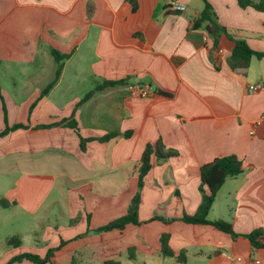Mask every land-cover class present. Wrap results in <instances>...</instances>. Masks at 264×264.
Returning <instances> with one entry per match:
<instances>
[{
  "label": "crops",
  "instance_id": "obj_1",
  "mask_svg": "<svg viewBox=\"0 0 264 264\" xmlns=\"http://www.w3.org/2000/svg\"><path fill=\"white\" fill-rule=\"evenodd\" d=\"M183 1L184 10L173 0H134L135 8L130 0H0V132L6 120L29 126L0 138V179L21 169L0 194L11 203L0 212L20 207L34 222L15 232L20 246L6 241L0 264L24 253L27 240L45 242L29 247L41 256L64 241L54 264H264V247L246 237L264 230V0H207L235 38L263 53L237 68L228 63L233 40L223 35L215 47L193 28L205 1ZM53 51L67 55L59 75ZM252 84L261 88L251 92ZM71 116L79 132L37 128ZM159 140L177 154L152 155L142 223L96 231L127 213L142 154ZM231 154L243 172L226 179L208 218L230 222L237 236L183 219L203 201L201 166ZM164 234L175 256L162 253Z\"/></svg>",
  "mask_w": 264,
  "mask_h": 264
},
{
  "label": "trees",
  "instance_id": "obj_2",
  "mask_svg": "<svg viewBox=\"0 0 264 264\" xmlns=\"http://www.w3.org/2000/svg\"><path fill=\"white\" fill-rule=\"evenodd\" d=\"M133 2L134 8L136 7L134 0H130ZM205 1V6L201 13L193 20V28L195 29H204L209 37L213 40V45L217 47L220 43V38L223 35H226L229 39L235 42V46L228 58V63L232 68L237 67H247L249 62L253 56L261 57L263 53L257 52L253 50L249 44L243 38H235V36L229 32L228 28L222 25L217 18V14L212 6V4ZM241 4L244 5L243 0H240ZM54 56L59 63L58 67V75L60 74L63 63L62 60L67 57V55L59 54L58 51H53ZM126 80H119V81H104L103 83L99 84L93 90L89 91L82 99L81 102L85 101L86 99L90 98L96 91L103 90L109 86H114L117 84H123ZM45 90L44 92H47ZM160 93L167 94L165 91L159 90ZM52 126H68L75 129L79 132L78 123L74 116L70 118H66L62 121L52 123V124H42L37 125V128H48ZM28 125L22 123H16L14 125H10L6 120V127L5 129L0 132V138L9 134L11 131L20 129V128H28ZM112 135H107L104 137L99 138V140H108ZM89 139L81 137V143L84 147L85 143ZM156 154L159 158H167L172 155L177 154L174 150H164V145L159 140L156 144H148L142 154L140 167H139V184L138 190L135 196L133 197L128 211L126 214L110 221L104 226H101L96 229V231H106L111 229H123L128 224H141L142 222L139 220V207L141 203V190L144 186V178L147 173L150 171L152 167L151 158L152 155ZM243 172V163L242 161L234 154L226 155L222 157H217L214 160L205 163L201 166V190L203 192V201L199 207L198 212L193 216L185 215L183 219L188 222L194 223H205V224H212L217 228L231 233L233 236H237V233L234 231L233 226L230 222L225 220H215L211 221L208 218V214L213 206L215 201V197L229 177H236ZM11 205V203L4 198L0 199V207L7 208ZM152 219H162L160 217H153ZM164 220V219H163ZM255 247H264V230L263 229H256L249 234H246ZM169 236L164 234L161 243H162V253L166 256H175L174 251L171 249L169 245ZM10 245L18 247L21 245L22 240L19 237H12L8 240ZM64 244H60L58 247L50 248L46 256H41L37 253L32 252H24L12 257L6 264H14L15 262H21L23 260H29L36 264H46V263H53L52 257L54 256L55 252L61 249V246ZM185 254L184 252L178 256V259L182 262L185 261ZM104 264H120V262L116 261H107Z\"/></svg>",
  "mask_w": 264,
  "mask_h": 264
},
{
  "label": "rangeland",
  "instance_id": "obj_3",
  "mask_svg": "<svg viewBox=\"0 0 264 264\" xmlns=\"http://www.w3.org/2000/svg\"><path fill=\"white\" fill-rule=\"evenodd\" d=\"M20 174H21V169H18L14 173V175L16 176H20ZM14 175L13 173L10 175L9 172L2 175V179L0 180L4 186H1L0 194H4V193L6 194V192L9 190V187L6 185V182H12V180L15 177ZM21 211L22 209L20 207H14L9 210H1L0 212V251L3 252V254L9 248L8 245L6 244V241L12 237H19L17 233H15L16 231H28L29 228L33 226L34 222H32L31 220L20 218V216H22ZM12 212L18 213V216L16 217V215L11 214ZM19 238L22 239L21 237ZM31 246L37 249L38 248L41 249L43 248V246H45V242L43 243L42 242H32L30 240H27L22 245L23 248H26V247L28 248V249H25L26 250L25 252H32V251H29L30 250L29 247ZM50 247L54 248L55 246H50ZM49 249L46 250V253L44 254V256H46ZM37 254H40V253H37ZM131 263L132 262H129V263L125 262L124 264H131ZM160 264H165V263H160Z\"/></svg>",
  "mask_w": 264,
  "mask_h": 264
},
{
  "label": "built area",
  "instance_id": "obj_4",
  "mask_svg": "<svg viewBox=\"0 0 264 264\" xmlns=\"http://www.w3.org/2000/svg\"><path fill=\"white\" fill-rule=\"evenodd\" d=\"M174 2V9L176 10H184L186 8V3L183 0H173ZM261 88L260 84H252L249 86V90L251 92H256ZM136 89L139 91L140 95H147L148 90L141 88L139 86L136 87Z\"/></svg>",
  "mask_w": 264,
  "mask_h": 264
}]
</instances>
